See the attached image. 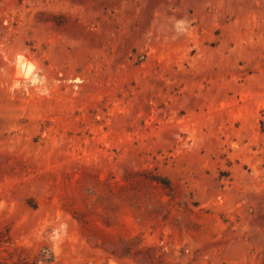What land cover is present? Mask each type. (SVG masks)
<instances>
[{"label": "rangeland", "instance_id": "1", "mask_svg": "<svg viewBox=\"0 0 264 264\" xmlns=\"http://www.w3.org/2000/svg\"><path fill=\"white\" fill-rule=\"evenodd\" d=\"M0 264H264V0H0Z\"/></svg>", "mask_w": 264, "mask_h": 264}, {"label": "bare ground", "instance_id": "2", "mask_svg": "<svg viewBox=\"0 0 264 264\" xmlns=\"http://www.w3.org/2000/svg\"><path fill=\"white\" fill-rule=\"evenodd\" d=\"M15 68L17 74L25 75V76H31L33 73V64L29 62V60H26V57H24L22 54H18L15 57ZM14 70V71H15ZM14 73V74H15ZM27 78V77H26Z\"/></svg>", "mask_w": 264, "mask_h": 264}]
</instances>
